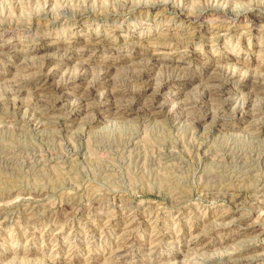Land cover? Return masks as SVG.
<instances>
[{"label":"rangeland","instance_id":"1","mask_svg":"<svg viewBox=\"0 0 264 264\" xmlns=\"http://www.w3.org/2000/svg\"><path fill=\"white\" fill-rule=\"evenodd\" d=\"M91 41L101 43L85 49ZM151 43L165 54L148 53ZM0 44L10 46L0 58V264H264V191L241 182L249 170L264 180V100L254 95L264 91V0H0ZM81 54L92 60L83 88L116 69V103L147 79L148 101L175 82L151 102L152 115L139 103L102 122L66 119L75 97L56 104L57 122L42 115L38 86L13 95L24 57H57L41 90L52 94L82 73ZM214 72L232 84L214 107L223 118H176L184 99L199 104L191 118L205 115L200 80ZM176 91L180 100L170 98Z\"/></svg>","mask_w":264,"mask_h":264},{"label":"bare ground","instance_id":"2","mask_svg":"<svg viewBox=\"0 0 264 264\" xmlns=\"http://www.w3.org/2000/svg\"><path fill=\"white\" fill-rule=\"evenodd\" d=\"M17 1L21 4L23 2L25 3L26 0H17ZM175 12L176 11H173V13H175ZM201 14L197 16L198 21H200L202 19ZM178 16L181 19H183V20H185L187 22H192L191 19L192 20L195 19V18H191L190 19V17H193V15H191V16L189 15L190 17L188 16V17L185 18L184 15L182 14V12ZM232 18H234V17H232ZM231 23L234 24L233 21H231ZM219 37H216V38H219ZM77 39H82V37L80 35H77L76 39L73 42H71V43L74 44V42H76ZM160 39L161 38H159V40H157V41H160ZM100 43L101 42L91 41V43H85L84 48L85 49H87V48L90 49L91 47L92 48L93 47H98ZM133 45H134V43H128V46H133ZM159 45H160L159 43H151L149 45V47L151 46L152 48L151 49L148 48L147 52L152 54V56H154L156 58H158L161 55H164L165 53H160L159 51L157 52V46H159ZM9 48H10V46L7 45V44H0V49L2 50V54H3V55L0 56V58H3V56H6V54L9 53V51H7V50H9ZM180 48L181 47H180V44H179L176 48H173V50H179ZM78 55H80V54H78ZM82 55H84V54H81L80 58H83V60H84L85 58ZM56 58L57 57H55V56L54 57H52V56L48 57V56H44V55L43 56H39V57L38 56H34V58H33V56L32 57H27V58L24 57L22 62L18 63L17 68L13 69V70H15V73L13 75V78L11 79L12 80V82H11L12 86L11 87H12V92L14 93L13 95H17V94L20 95L21 92H22L21 89H26V88L31 87V86H34V87L38 86L36 88V91H35L34 95H36V97L38 98L39 102L41 104H43L42 107H41L43 109L42 110V113H43L42 115L46 116L47 118H52L53 120H56L57 122L61 118L60 117L61 115H59V111L61 112V109L58 111L56 109V104L58 102H60V101L68 100V99H70L72 97H75L77 99L74 100V101L72 100L73 103L70 105V110H68V116L66 117V119H68L70 122H73L77 116H79L80 114H84V113L85 114L86 113L93 114V115L97 116L96 118L94 117V120L96 119L97 122H102L103 119H104V116H106L107 114H110L111 116H114V117H122L123 115H125L129 111L131 112L134 109V107L137 104H139V103H143L142 104V109L141 110H137V112H141L142 111L144 113L149 114V116H150V115H152L155 112V111L151 110V109L154 108V105H151V102H153L156 99V96L161 95V92H162L163 89L173 86L174 82H175L174 80L167 81V82H164V84H162L161 87L158 86V90L156 91V89H155V91H153L154 92V96H155V97L153 96L154 100L148 101V100H143V96L146 94V92L149 89H153L152 87L155 84H154V80L153 79H147L145 81L146 85L143 86L142 90H140L139 92L136 91L137 93L133 92V94L131 95L132 100H129L126 104L116 103L118 101V100L116 101V98H118V96L120 95V92H122V91H120L119 90L120 88L117 87L119 85L118 83H117L118 85L116 86V84L114 82V81H116V80H114L115 77L114 78L110 77V72L112 70H116V69H114V67L113 68H111V67L110 68H105V67L102 68L99 71V73L96 75V77L94 75V77L91 78L90 82L89 83L87 82L85 84L84 88H83L82 83H83L84 79L86 78V76L87 77L89 76L88 75L89 74L88 64H85V63L92 62L91 59L90 60L87 59V60H84V63H83V64H85L82 67V69L84 68V70H82V73L79 74L77 76V78L75 77L76 78L75 81L74 80L70 81L69 79H74V78H69L66 82H62L59 85H57L56 89L53 91L52 94H45V93H43L41 91L42 90V86L55 73V70L51 69V71H49V70H46V69L51 64L50 63L51 60L52 59H56ZM62 58H64V57H62ZM31 59H34V61H31ZM58 59H61V58H58ZM68 59H70V58H68ZM68 59H65L64 61H66ZM152 59H154V58H152ZM151 62H152V60L149 61V65L151 67H153L154 64H152ZM136 66L137 65H135V67ZM208 66H210V64ZM133 67H134V65L130 66V68H133ZM134 71L138 72V68H137V70H134ZM26 74L29 75L28 76L29 78L24 76ZM126 74H128V73H126ZM135 75H137L138 78H139V75L136 74V73H132L129 76V78L131 79V78L137 77ZM230 80H232V79H230ZM64 81H65V79H64ZM200 81H201L202 90H203V92L205 94V96L201 100L202 106H204V108L206 109L205 115L203 113L202 117L201 116L200 117L199 116H197V117L194 116L193 118H191L193 113H196L200 108H199V104L198 103H196V102L194 103L192 101H191L192 102L191 103L190 100L187 98L188 100H186V99L182 100L181 104L177 103V104H180V105H179V107H176L175 111H174V114L177 116L176 118L181 119V118H189L190 117L189 119H192L195 123H202V122L204 123V122H207V121H211L212 122V121H214L216 119L220 120L221 118H223V116H221V115H219L217 113L215 114V113H213V111H214V107L223 108L226 105L225 103L228 100V97L226 96L227 95L226 92H227L228 89L231 88L230 86H232L231 83H228L229 78L224 76L223 74H221V72L220 73L219 72H214V73H210L205 78H201ZM30 83H31V85H29ZM234 88H235V85H234ZM234 88L232 87V89H234ZM98 91L99 92L102 91L104 93L102 95H100V93H97ZM181 94L182 93H180V91H176L172 96H170V98L172 97L173 100H180L181 99L180 98ZM50 95H53V97H48ZM254 95L263 96V100H264V91L261 90V92H259L258 90H256ZM52 98H54L53 99L54 103L51 102ZM246 104L249 105L248 101L246 102ZM13 105L17 106L15 102H14ZM18 105H20V104L18 103ZM232 112L235 115H237L239 113L243 114V116H244L243 119H245V120L252 116V115H248L247 111L244 110V109L240 110V109L236 108ZM252 125H254V124H252ZM250 126H251V124H250ZM255 172L252 171V170L251 171L249 170L248 173L246 172L245 175L242 176L241 182L245 183V184H247L249 182H253L255 184V186L257 187L255 189H257L259 191V188H260L262 191H264V180H259L258 181V179H256L257 176L255 175ZM258 183H260V184L257 185ZM251 186L253 187L254 185L252 184ZM235 202H236V200H235ZM258 206H261V205L259 204ZM230 218H231L230 215H226V216L220 217V219L223 222L225 221L224 219H230ZM240 220H241V218L235 217V218H232L230 220V222H231V224H236ZM133 224H134L133 220H131L126 225V230H125L126 234H131L132 233V231H131L132 228L131 227L133 226ZM220 224L223 225L222 222ZM220 224H219V226H221ZM261 229L264 231V224H262ZM158 237H159V235H158ZM198 238L199 237H196V239H198ZM191 239H192V237H191ZM195 242H196V240H195ZM209 246H210V243L204 244V245H202L201 249L204 251ZM156 247H157V245H155L153 247V249H156ZM247 247H249V248L239 252L238 254L239 255H243V254H245V253H247V252L252 250L251 246H247ZM236 256H237V254H236Z\"/></svg>","mask_w":264,"mask_h":264}]
</instances>
